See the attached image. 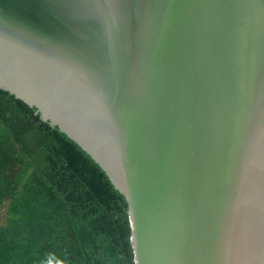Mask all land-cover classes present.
Returning a JSON list of instances; mask_svg holds the SVG:
<instances>
[{
  "label": "water",
  "instance_id": "water-1",
  "mask_svg": "<svg viewBox=\"0 0 264 264\" xmlns=\"http://www.w3.org/2000/svg\"><path fill=\"white\" fill-rule=\"evenodd\" d=\"M0 90L126 199L135 264H264V0H0Z\"/></svg>",
  "mask_w": 264,
  "mask_h": 264
},
{
  "label": "trees",
  "instance_id": "trees-1",
  "mask_svg": "<svg viewBox=\"0 0 264 264\" xmlns=\"http://www.w3.org/2000/svg\"><path fill=\"white\" fill-rule=\"evenodd\" d=\"M0 264H135L126 199L32 107L2 90Z\"/></svg>",
  "mask_w": 264,
  "mask_h": 264
}]
</instances>
